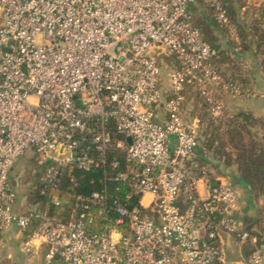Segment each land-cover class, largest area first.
<instances>
[{
	"label": "built area",
	"instance_id": "obj_1",
	"mask_svg": "<svg viewBox=\"0 0 264 264\" xmlns=\"http://www.w3.org/2000/svg\"><path fill=\"white\" fill-rule=\"evenodd\" d=\"M199 1L239 46L223 0H0V264L11 227L22 254L43 249L49 264H218L223 235L251 243L249 263L264 264L236 187L195 158L187 88L224 120L221 94L264 100L213 63L193 22ZM162 57L176 62L166 88ZM28 148L48 204L21 212L9 173ZM73 170L101 171L100 188L77 195L71 175L61 191ZM94 216L101 232L88 230Z\"/></svg>",
	"mask_w": 264,
	"mask_h": 264
},
{
	"label": "trees",
	"instance_id": "obj_2",
	"mask_svg": "<svg viewBox=\"0 0 264 264\" xmlns=\"http://www.w3.org/2000/svg\"><path fill=\"white\" fill-rule=\"evenodd\" d=\"M223 3L230 22L237 30L240 40L239 46L233 43L231 52L221 48L217 33L223 28L220 27L219 29L213 19L212 12L201 1L191 6V10L196 16L194 25L199 29L203 39L217 51L218 58L214 59L213 63L219 72L231 83L243 90H249L247 81L239 76L241 68L233 56L240 53H251L259 58V66L264 74V4L256 8L248 5L247 0H223ZM198 5L204 6L208 10L211 16L210 19L203 16L200 9L197 8ZM242 8H245V10L242 11ZM173 64V67H175L176 62ZM162 65L160 66L162 67ZM225 65L226 70L230 72L229 76L222 71V67ZM186 92L196 95L198 97L196 102L199 103L200 101L203 106V112L198 120L203 128L198 135V147L195 152V158L200 166L206 168L209 153L215 159L222 158L225 167L230 168L232 165L235 167L237 172V176H234L235 182L238 183L247 196L255 199L264 198V120L247 111H237L226 120L212 118L209 116L208 106L198 93L192 87L187 88ZM227 149H230V152H227ZM71 175L77 183V187L74 189V193L77 195L87 196L92 191L100 188L98 182L102 178L101 171L84 173L73 170L71 173L65 172L62 176L59 186L61 191L70 187L68 178ZM91 181H93V184H91ZM108 188L112 193L113 185L110 184ZM47 195L48 191H44V188L38 184L30 201L33 204L46 206L48 204ZM55 211L54 207L49 206L50 213L53 214ZM104 225L105 223L101 218L94 216L92 224H88V230L93 233L101 232ZM244 230L258 239L257 244H261L264 228L260 233H255L253 228L249 227ZM4 264L10 263L4 260Z\"/></svg>",
	"mask_w": 264,
	"mask_h": 264
},
{
	"label": "rangeland",
	"instance_id": "obj_3",
	"mask_svg": "<svg viewBox=\"0 0 264 264\" xmlns=\"http://www.w3.org/2000/svg\"><path fill=\"white\" fill-rule=\"evenodd\" d=\"M197 8L200 9V11L202 12L205 18L207 19L211 18L208 10L204 6L198 5ZM195 19L196 16L194 14L193 16L194 24L196 23ZM218 33L221 39H223V46H221V48L225 51L232 50L233 41L231 40L228 33L223 29H220V32L218 31ZM158 50L164 51L163 48H159ZM162 58L163 59L160 60V65L161 64L163 65L161 67V73L159 79H160L161 87L166 88L167 87L166 73L168 72V69L174 65L173 64L174 62L171 58L168 57H162ZM220 98L222 99L225 105V113L227 114L235 113V110L233 109L235 108V104H236L235 102H245L246 100L244 98H233L229 94H225V93L221 94ZM197 99L198 97L193 93L185 92V102L183 106L187 120L189 122H193V120H196L197 133L199 135L203 126L200 125L198 120L200 114H202L203 112L202 109L203 106L200 101L199 103L196 102L198 101ZM209 116L215 119H221L218 117H214L213 115H211L210 112H209ZM227 152H230V149H227ZM206 170L208 171V173L211 175L212 178L216 179L221 177L224 179V181L232 184L233 186L235 185L240 196L238 219L242 224V228L243 229H245L246 227H249L251 229L253 228V231L255 233H260L262 228H264V198L260 197L255 199L251 196H247L244 190L237 185V182H235V178H234L235 167H233V165L230 168L225 167L222 158L215 159L213 155L209 153ZM39 171L40 169H38L35 164L34 152L31 148H28L24 151L23 155L14 164V166L12 167L9 173V180L16 194L18 196H22L23 198H25L26 202H28V205H30L27 206L33 209L34 208L38 209L40 207H43L42 204H33L30 201L38 185L36 173ZM25 208L26 207H24V209ZM18 255L19 257L21 256V258H25L20 253L19 254L17 253V257Z\"/></svg>",
	"mask_w": 264,
	"mask_h": 264
},
{
	"label": "crops",
	"instance_id": "obj_4",
	"mask_svg": "<svg viewBox=\"0 0 264 264\" xmlns=\"http://www.w3.org/2000/svg\"><path fill=\"white\" fill-rule=\"evenodd\" d=\"M247 4L258 8L264 3L263 0H247ZM244 10L245 8H242V11ZM217 38L219 45L223 46V39H221L219 33H217ZM229 51L231 52V50ZM233 57L234 60L239 63L238 65L241 68L239 76L247 81V88H249V90L264 92V74L259 66V58H256L251 53H240ZM222 71L227 73L228 76L230 75V72L226 70V65L222 67ZM235 103H236L235 108H233L235 112L236 111L251 112L255 117H260L264 120V100L246 99L245 102H235ZM234 176H237L236 169ZM216 179H221L224 181V179L221 177ZM27 205L28 202H26L25 198L17 195L15 209L21 212L33 209L31 207L30 208L28 207L30 205L28 206ZM24 207L26 208L24 209ZM21 239H22L21 236L17 233L14 227L9 228L4 233L3 235L4 249L2 253L4 260L8 261L10 264H49L46 263L44 260L45 250L43 249L31 257L22 254L20 252V247H19ZM263 239L261 240V244L258 243L257 245L264 249ZM257 240L258 239L256 238V241ZM220 248H221V258L218 264H250L249 256L252 249L251 243L249 242L240 243L234 236L232 237V236L223 235L220 240ZM17 253L22 254L26 259L21 258V256L19 257V255L17 257ZM50 264H63V263L60 260H54Z\"/></svg>",
	"mask_w": 264,
	"mask_h": 264
},
{
	"label": "water",
	"instance_id": "obj_5",
	"mask_svg": "<svg viewBox=\"0 0 264 264\" xmlns=\"http://www.w3.org/2000/svg\"><path fill=\"white\" fill-rule=\"evenodd\" d=\"M121 45L122 43L117 44L111 51L117 52L120 49Z\"/></svg>",
	"mask_w": 264,
	"mask_h": 264
}]
</instances>
